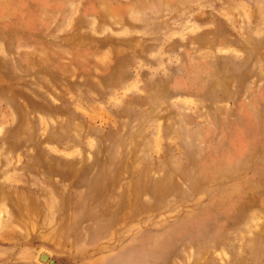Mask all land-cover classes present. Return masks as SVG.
<instances>
[{"label": "rangeland", "instance_id": "374dc122", "mask_svg": "<svg viewBox=\"0 0 264 264\" xmlns=\"http://www.w3.org/2000/svg\"><path fill=\"white\" fill-rule=\"evenodd\" d=\"M0 264H264V0H0Z\"/></svg>", "mask_w": 264, "mask_h": 264}, {"label": "water", "instance_id": "95a60500", "mask_svg": "<svg viewBox=\"0 0 264 264\" xmlns=\"http://www.w3.org/2000/svg\"><path fill=\"white\" fill-rule=\"evenodd\" d=\"M42 258H43V259H46V255H45V254H43V255H42Z\"/></svg>", "mask_w": 264, "mask_h": 264}]
</instances>
